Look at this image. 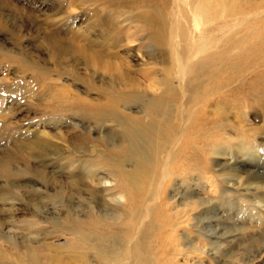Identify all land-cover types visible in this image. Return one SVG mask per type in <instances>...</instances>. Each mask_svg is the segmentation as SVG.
Returning a JSON list of instances; mask_svg holds the SVG:
<instances>
[{"label":"rangeland","instance_id":"374dc122","mask_svg":"<svg viewBox=\"0 0 264 264\" xmlns=\"http://www.w3.org/2000/svg\"><path fill=\"white\" fill-rule=\"evenodd\" d=\"M97 3L0 0V234L4 238L44 241L40 231L53 230L49 220L56 221L58 214L94 209L89 207L91 195L100 185L92 180L87 164L105 159L103 145L117 141L105 125L96 127L89 117L83 119L75 104L102 99L109 81L87 69L84 57L80 59V52L70 45L87 49L86 53L122 50L120 39L115 44L111 36L102 41L103 27L91 29L95 25L91 11L104 13ZM249 19L242 24L243 30L249 29L246 34H213L217 36L211 39V51L224 56L217 65L235 68L214 85L219 89L205 108L211 129L190 134H196L194 177L173 178L167 190L168 198L179 205L194 191L197 209L192 230L199 260L195 264H264V77L255 90L247 76L253 68L248 63L264 54L257 49L264 44V19ZM54 36L61 41L59 48L49 46ZM163 54L164 48L152 44L141 58L131 56L121 62L129 61L136 73L149 66L160 74ZM137 78L144 85L149 81L142 75ZM119 95L135 93L127 90ZM94 174L109 177L104 169ZM104 181L102 187L114 184L110 177ZM188 217L192 218L190 212Z\"/></svg>","mask_w":264,"mask_h":264},{"label":"bare ground","instance_id":"6f19581e","mask_svg":"<svg viewBox=\"0 0 264 264\" xmlns=\"http://www.w3.org/2000/svg\"><path fill=\"white\" fill-rule=\"evenodd\" d=\"M96 2L104 13L91 11L95 23L91 29L103 27L102 41L111 36L115 44L120 39L122 50L101 55L70 45L80 52V59L84 57L87 69L109 81L102 99L75 104L83 119L89 117L96 127L105 125L117 141V145H103L105 159L87 164L92 180L100 185L91 195L89 207L94 209L58 214L56 221L49 220L53 230L40 231L44 241L17 242L0 234V264H195L194 191L191 199L179 205L168 198L167 190L173 186V178L194 177L198 167L196 134H190L211 129L205 108L219 89L214 85L228 69L235 68L217 65L224 62V56L211 51V39L217 36L214 32L222 36L246 34L249 29L243 30L242 25L246 20L264 19V0H90L92 5ZM163 16L168 18L166 24ZM55 37L50 48H59L61 41ZM151 43L164 48L166 58L160 74L149 66L136 69L140 72L136 73L129 61L121 62L131 56L142 57ZM257 49L264 50V44ZM105 57L120 61L107 63ZM248 64L253 67L247 74L253 80L249 84L257 90L264 77V54ZM137 75L149 83L144 85ZM255 79L260 81L254 84ZM127 90L135 95H119ZM97 169L106 170L114 184L102 187V180L109 177L93 175ZM31 227L28 225V232Z\"/></svg>","mask_w":264,"mask_h":264}]
</instances>
